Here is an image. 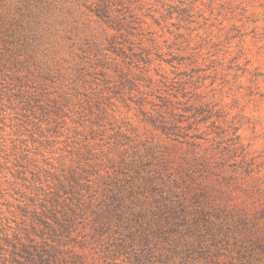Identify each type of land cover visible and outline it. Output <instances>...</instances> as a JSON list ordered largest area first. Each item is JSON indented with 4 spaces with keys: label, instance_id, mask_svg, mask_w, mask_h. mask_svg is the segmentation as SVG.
<instances>
[{
    "label": "rangeland",
    "instance_id": "374dc122",
    "mask_svg": "<svg viewBox=\"0 0 264 264\" xmlns=\"http://www.w3.org/2000/svg\"><path fill=\"white\" fill-rule=\"evenodd\" d=\"M0 264H264V0H0Z\"/></svg>",
    "mask_w": 264,
    "mask_h": 264
}]
</instances>
